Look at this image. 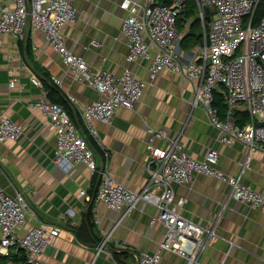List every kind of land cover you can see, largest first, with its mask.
Returning a JSON list of instances; mask_svg holds the SVG:
<instances>
[{"label": "crops", "instance_id": "obj_1", "mask_svg": "<svg viewBox=\"0 0 264 264\" xmlns=\"http://www.w3.org/2000/svg\"><path fill=\"white\" fill-rule=\"evenodd\" d=\"M69 1L78 10V16L63 27L68 47L82 55L92 71L104 68L121 74L130 69L146 86L135 107L119 108L111 124L95 121V137L86 129L81 109L98 100L99 92L75 80L43 31L27 25L18 39L0 33V120L7 117L23 127L16 140H0V186L10 195L23 191L31 204L26 224L18 229L20 234L38 225L59 228V235L45 249L46 264H137L141 250H158L165 228L158 221L152 222L159 214L153 204L140 203L125 213L99 200V177L94 178L84 163L74 164L69 171L56 164L55 129L46 115L30 107L42 98L65 107L88 140L92 137L98 143V167L108 162L117 180L133 190L140 191L148 181L150 130H161L164 135L154 137L155 145L166 148L172 139L179 138L184 149L197 159H203L209 148H217L221 157L216 168L226 174L239 172L246 163L243 182L264 193V151L256 149L249 155L242 142L221 143L219 130L210 122L204 107L193 104L195 82L170 70L152 75L150 61L142 58L128 61L130 49L120 30L127 15L120 7L122 0ZM166 1L159 0L163 4L174 0ZM7 5L14 3L0 0V6ZM195 18L199 22L195 23ZM178 28L184 59L199 58L205 30L198 6L194 15ZM199 34L200 43L190 46ZM93 39L101 45L92 46ZM33 76L40 85L33 83ZM12 79L16 82L14 87H10ZM217 91L222 97L221 90ZM69 94L77 103L68 99ZM217 107L221 117L227 116V105L223 110ZM233 119L242 126L249 123L245 105L237 107ZM174 187L177 199H186L182 209L185 217L202 227L211 226L214 218L220 217L215 238L198 247L202 264H264V213L234 200L230 185L216 177L197 174L191 183ZM82 189L86 190L85 195L80 193ZM69 208L75 209L72 217L66 215ZM108 234L111 237L106 239ZM119 243L128 249L115 257L113 249ZM11 252L17 261L24 254L13 248ZM6 259L0 256V264ZM160 264H185V259L165 250Z\"/></svg>", "mask_w": 264, "mask_h": 264}, {"label": "built area", "instance_id": "obj_2", "mask_svg": "<svg viewBox=\"0 0 264 264\" xmlns=\"http://www.w3.org/2000/svg\"><path fill=\"white\" fill-rule=\"evenodd\" d=\"M11 1L14 6H0V33L18 39L27 25L43 31L49 45L73 72L75 80L85 82L99 92L98 100L81 109L90 134L98 136L95 121L111 124L119 108L132 109L140 101L146 82L133 71L126 69L121 74H114L102 68L94 72L82 55L68 47L63 27L78 16V10L69 0ZM187 1L163 4L159 0H122L120 7L127 15L120 30L130 49L128 61L137 58L150 61L152 75L170 70L186 76L195 82L193 104L204 107L210 122L219 130L221 143L242 142L249 155L256 149L264 151V17L258 22L255 20L260 0H195L205 39L200 46L199 58L184 59L177 18ZM91 45L98 47L101 43L93 39ZM9 73L13 75L12 70ZM32 81L40 85L37 77L33 76ZM15 84L12 79L10 87ZM217 90H221L227 105L225 117H221L215 104ZM68 99L77 103L70 94ZM240 105L246 106L250 117L249 123L243 126L233 119L234 111ZM30 107L46 115L55 129L56 164L69 171L74 164L82 162L92 174L98 173L97 198L109 208L125 213L140 203L158 208L159 214L152 222L158 221L164 226L163 238L158 250L137 253V264H160L165 250L185 259V264H202L198 247L215 238L220 217L216 216L209 227H202L185 217L182 209L186 199H177L174 187L175 184L191 183L197 174L216 177L229 184L234 200L264 213V193L243 182L246 163L239 172L226 174L216 168L221 157L217 148H209L203 159H197L184 149L179 138L172 139L166 148L155 145L154 137L164 134L161 130H150L146 163L148 181L136 191L117 180L108 162L98 167L87 137L62 104L42 98L32 102ZM22 132L20 124L7 117L1 118V141L16 140ZM80 193L85 195L86 190L82 189ZM31 210L23 191L17 190L10 195L0 186V256L7 258L2 264H18L12 259V248L23 251L26 264H46L43 261L45 249L59 235V228L38 225L20 234L18 229L24 227ZM66 215L74 216L75 209L69 208ZM110 237L108 234L106 239ZM125 249L128 246L120 244L115 250Z\"/></svg>", "mask_w": 264, "mask_h": 264}, {"label": "trees", "instance_id": "obj_3", "mask_svg": "<svg viewBox=\"0 0 264 264\" xmlns=\"http://www.w3.org/2000/svg\"><path fill=\"white\" fill-rule=\"evenodd\" d=\"M167 3H170V1H166ZM196 1L195 0H188L186 2V5L184 6V8L181 10V12L179 13L178 15V18H177V21H178V26L179 27H182L183 23L188 19L190 18L192 15H194V13L196 12ZM264 17V0H260V3L255 11V20L256 22H258L261 18ZM196 22H199V19L198 18H195V23ZM202 39V34H199L196 36L195 38V41L192 42L190 44V46H193V45H197L200 43ZM181 44H182V41H181ZM219 91L216 92V100H215V104L216 106H220L221 109L223 110L224 107L226 106L225 105V101L223 99V97L219 96ZM61 104V103H60ZM88 139V138H87ZM89 145L90 147L94 150H96V141L91 137L89 140ZM98 144V143H97ZM99 177V174L98 173H95L94 174V178H98ZM113 253H114V256L117 257L119 254L122 253V250L121 251H116L115 249H113ZM12 259H14V261L18 264H26V259H25V255L23 254L20 261H17L15 256H12Z\"/></svg>", "mask_w": 264, "mask_h": 264}, {"label": "water", "instance_id": "obj_4", "mask_svg": "<svg viewBox=\"0 0 264 264\" xmlns=\"http://www.w3.org/2000/svg\"><path fill=\"white\" fill-rule=\"evenodd\" d=\"M206 11H207V13H209V8H206ZM207 18H208V20H210L209 16ZM259 123L261 124L262 122H259Z\"/></svg>", "mask_w": 264, "mask_h": 264}]
</instances>
